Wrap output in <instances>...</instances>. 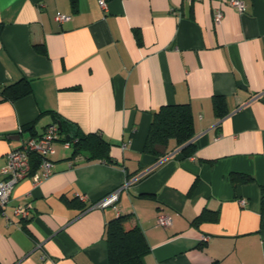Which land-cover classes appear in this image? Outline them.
Returning a JSON list of instances; mask_svg holds the SVG:
<instances>
[{
  "label": "crops",
  "instance_id": "obj_1",
  "mask_svg": "<svg viewBox=\"0 0 264 264\" xmlns=\"http://www.w3.org/2000/svg\"><path fill=\"white\" fill-rule=\"evenodd\" d=\"M242 1L239 14L229 0H0V178L7 151L59 118L110 141L112 159L57 142L52 173L13 186L9 222L0 208V264H108L120 214L149 245L142 264H264V0ZM23 78L30 93L4 98ZM166 103L189 104L194 147L170 139L156 159L142 148ZM118 188L116 207L94 205Z\"/></svg>",
  "mask_w": 264,
  "mask_h": 264
},
{
  "label": "trees",
  "instance_id": "obj_2",
  "mask_svg": "<svg viewBox=\"0 0 264 264\" xmlns=\"http://www.w3.org/2000/svg\"><path fill=\"white\" fill-rule=\"evenodd\" d=\"M75 3V0H72ZM27 79H20L2 88L4 98L15 100L30 93ZM213 107L217 116H223L226 100L222 95L213 96ZM61 123L60 141L69 137L72 155L82 154L86 159H103L111 161L109 153L111 143L98 133H81L76 126L64 119H57ZM32 122L22 125L21 130H31ZM63 135V136H62ZM193 123L188 103H166L152 112V119L148 128L142 152L154 155L156 159L164 155V148L173 139L185 155L193 150ZM35 168V165H33ZM236 182H251L254 178L248 174H234ZM264 209V187L261 195ZM128 214H120L109 220L105 226V240L107 242L108 264H142L143 256L149 251V245L141 228L132 224ZM202 217V215H201ZM197 217V219L201 218Z\"/></svg>",
  "mask_w": 264,
  "mask_h": 264
},
{
  "label": "built area",
  "instance_id": "obj_3",
  "mask_svg": "<svg viewBox=\"0 0 264 264\" xmlns=\"http://www.w3.org/2000/svg\"><path fill=\"white\" fill-rule=\"evenodd\" d=\"M102 8H106V0H98ZM229 4L239 13L242 14L245 10V5L242 0H229ZM67 14L57 13L54 18L62 22L68 19ZM223 17V11L216 8L213 11V19L219 22ZM60 129L57 122H52L44 127L42 132L36 136H28L21 139V144L18 147L11 148L5 155V164L1 170L3 177L0 178V208L8 202L10 192L20 179L29 176L34 183L40 182L47 178L52 173L53 161L52 154L55 152V145L61 142L64 148L70 147L69 140L60 141ZM35 165V168L33 167ZM119 188L111 191L100 200L94 203L95 206L105 207L111 205L116 207ZM244 203V200H241ZM32 209L31 204H18L13 207L14 215L18 217H26ZM2 215L9 222V217L2 209ZM171 217L166 214H158L155 222L160 226L171 224Z\"/></svg>",
  "mask_w": 264,
  "mask_h": 264
},
{
  "label": "water",
  "instance_id": "obj_4",
  "mask_svg": "<svg viewBox=\"0 0 264 264\" xmlns=\"http://www.w3.org/2000/svg\"><path fill=\"white\" fill-rule=\"evenodd\" d=\"M57 123H58L59 129H61V123H60L59 121H58ZM15 137L17 138L18 135H15ZM65 139H66V140H69V137L66 135V136H65ZM262 223H263V225H264V210H263V215H262Z\"/></svg>",
  "mask_w": 264,
  "mask_h": 264
}]
</instances>
